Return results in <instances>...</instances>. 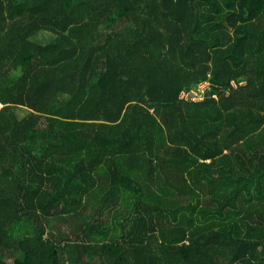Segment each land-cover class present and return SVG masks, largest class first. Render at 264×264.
<instances>
[{
    "label": "trees",
    "instance_id": "obj_1",
    "mask_svg": "<svg viewBox=\"0 0 264 264\" xmlns=\"http://www.w3.org/2000/svg\"><path fill=\"white\" fill-rule=\"evenodd\" d=\"M0 264H264V0H0Z\"/></svg>",
    "mask_w": 264,
    "mask_h": 264
},
{
    "label": "rangeland",
    "instance_id": "obj_2",
    "mask_svg": "<svg viewBox=\"0 0 264 264\" xmlns=\"http://www.w3.org/2000/svg\"><path fill=\"white\" fill-rule=\"evenodd\" d=\"M46 36L39 35L38 39H44ZM208 87L207 82H202L199 84L197 87H194L189 93H186V95L190 94L193 96L194 99H201L203 97V93L205 92V89ZM26 110L25 109H20L19 110V115H24Z\"/></svg>",
    "mask_w": 264,
    "mask_h": 264
}]
</instances>
